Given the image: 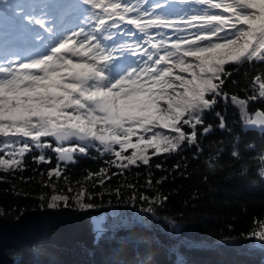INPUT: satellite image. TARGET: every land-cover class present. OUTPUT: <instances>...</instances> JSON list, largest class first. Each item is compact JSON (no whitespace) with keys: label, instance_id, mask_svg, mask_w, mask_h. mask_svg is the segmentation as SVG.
Instances as JSON below:
<instances>
[{"label":"snow or ice","instance_id":"1","mask_svg":"<svg viewBox=\"0 0 264 264\" xmlns=\"http://www.w3.org/2000/svg\"><path fill=\"white\" fill-rule=\"evenodd\" d=\"M5 16L0 170L22 171L26 154L49 149L57 163L47 170L48 180L68 181L61 165L74 162L76 153L87 155L92 148L112 157L106 168L84 178L105 191L94 193L77 181L78 190L70 183L56 194L50 183L45 186L52 194L40 196L41 207L87 211L107 195L133 206L143 201L141 211L155 216L167 195H146L132 183L109 190L106 181L131 166H149L154 155L185 146L201 153L200 138L214 130L205 123L208 112H215L220 130L231 133L226 117L215 111L221 101L238 107L244 128L264 134V109L249 115L250 102L264 100V73L252 77L245 98L225 91L232 75L227 65L264 64V0H0ZM230 155L238 160L242 153ZM33 160L52 164L43 151ZM113 167L118 171L109 173ZM207 167H215L211 157ZM253 171L242 168L241 175ZM255 174L253 183L264 187V156ZM167 178L153 184L149 173L147 187L155 190ZM95 231L99 236L104 229ZM248 236L264 244V217L254 218ZM26 256L13 264H29Z\"/></svg>","mask_w":264,"mask_h":264},{"label":"trees","instance_id":"2","mask_svg":"<svg viewBox=\"0 0 264 264\" xmlns=\"http://www.w3.org/2000/svg\"><path fill=\"white\" fill-rule=\"evenodd\" d=\"M0 19L7 22L6 16ZM226 67L232 75L225 91L240 98L251 94L252 77L264 73V64L250 62ZM257 109H264V100L250 102L249 115ZM215 111L226 117L232 131L220 130L215 112L206 113L205 123L213 125L214 130L200 138L201 153L185 146L180 152L154 155L149 166H131L123 175L106 181L109 190L132 183L146 195L153 196L157 191L167 195L169 199L155 216L141 211L143 201L133 206L106 195L97 198V207L91 210L108 211L107 218L114 226L105 229L93 247L77 239L71 247L25 246L6 250L7 255L14 259L27 254L29 264H264V244L248 236L254 218L264 217V187L253 183H258L255 173L264 156V134L244 128L238 107L230 102L225 105L221 101ZM233 150L242 153L238 160L231 157ZM41 151L52 157L51 165L33 160ZM56 155L49 149H36L26 154L22 171L0 170V217L16 219L24 211L46 208L41 207L40 196L50 197L52 189L45 186L50 183H55L56 194H63L70 183L78 190L77 181L94 193L105 191L99 185L92 188L84 178L88 172L106 168V160L112 157L90 148L87 155L77 153L74 162L61 165L68 181L63 176L49 181L46 173L56 166ZM210 157L215 164L212 169L207 167ZM158 163L163 170L155 168ZM178 163L180 169L174 170ZM242 168L254 171L242 176ZM113 171L118 170L109 169V173ZM149 173L153 184L161 177L168 178L153 190L146 184ZM127 196L125 190L124 198Z\"/></svg>","mask_w":264,"mask_h":264},{"label":"water","instance_id":"3","mask_svg":"<svg viewBox=\"0 0 264 264\" xmlns=\"http://www.w3.org/2000/svg\"><path fill=\"white\" fill-rule=\"evenodd\" d=\"M81 212L69 207L44 208L24 211L16 219L0 217V264L13 262L6 250L46 244L71 247L77 239H86L87 222Z\"/></svg>","mask_w":264,"mask_h":264},{"label":"rangeland","instance_id":"4","mask_svg":"<svg viewBox=\"0 0 264 264\" xmlns=\"http://www.w3.org/2000/svg\"><path fill=\"white\" fill-rule=\"evenodd\" d=\"M70 146V145H66ZM131 150H129L130 152ZM152 150H149V154H151ZM77 154V153H76ZM61 208V207H60ZM70 208V207H69ZM77 211H81L77 208H74ZM83 216L86 218L87 222V228H88V236L86 239H82L86 245L93 247L98 240V235L96 234L95 227L100 226L104 230L107 228H112L114 226V223L111 220H108V211H93V210H87L81 212Z\"/></svg>","mask_w":264,"mask_h":264},{"label":"bare ground","instance_id":"5","mask_svg":"<svg viewBox=\"0 0 264 264\" xmlns=\"http://www.w3.org/2000/svg\"><path fill=\"white\" fill-rule=\"evenodd\" d=\"M47 245V244H46Z\"/></svg>","mask_w":264,"mask_h":264}]
</instances>
